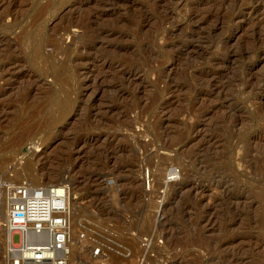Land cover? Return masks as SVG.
Returning <instances> with one entry per match:
<instances>
[{"label":"rangeland","instance_id":"rangeland-1","mask_svg":"<svg viewBox=\"0 0 264 264\" xmlns=\"http://www.w3.org/2000/svg\"><path fill=\"white\" fill-rule=\"evenodd\" d=\"M262 28L264 0H0V264L16 179L69 186L74 264H264Z\"/></svg>","mask_w":264,"mask_h":264},{"label":"built area","instance_id":"built-area-1","mask_svg":"<svg viewBox=\"0 0 264 264\" xmlns=\"http://www.w3.org/2000/svg\"><path fill=\"white\" fill-rule=\"evenodd\" d=\"M5 193V227L10 232L5 264H71L69 186L22 180L7 185ZM14 233L19 235L17 244L12 242Z\"/></svg>","mask_w":264,"mask_h":264},{"label":"bare ground","instance_id":"bare-ground-1","mask_svg":"<svg viewBox=\"0 0 264 264\" xmlns=\"http://www.w3.org/2000/svg\"><path fill=\"white\" fill-rule=\"evenodd\" d=\"M224 2H225V1H224ZM214 3H215V2H214ZM221 5H222V3H221ZM48 6H49V5H48ZM213 6L215 7V5H213ZM46 7H47V6H46ZM46 7H45L44 9H41V10H40V12H39V15H40V16H41L42 14H44L45 10H46V11L48 10V9H46ZM53 7H54V6H53ZM220 7H221V6H220ZM222 9H223V8H222ZM210 11H211V10H210ZM215 12H217V11H215ZM210 13H211V12H210ZM213 13H214V11H213ZM211 14H212V13H211ZM211 14H209V16H211ZM232 16H233V15H232ZM230 17H231V16H230ZM230 17H229V18H230ZM230 19H231V18H230ZM49 20H50V19H49ZM223 21H224V20H223ZM228 21H230V20H228ZM45 22H46V21H45ZM47 22H48V21H47ZM233 22H234V21H233ZM256 22H257V21H256ZM235 23H236V22H235ZM38 24L42 25L43 28H45L44 26H46V24L43 23V22H42V23L39 22ZM259 24H260V23H258L257 25L259 26ZM254 25H255V23H254ZM261 25H262V24H261ZM42 26H41V27H42ZM251 26H252V25H251ZM260 27H262V26H260ZM37 28L40 29L39 26H38ZM254 28H255V26H254ZM256 28H257V26H256ZM258 28H259V27H258ZM41 29H42V28H41ZM41 29H40V30H41ZM262 29H264V28H262ZM258 30H260V29H258ZM43 31H45V29H43ZM253 32H254V30H253ZM253 34H255V32H254ZM253 34H252V35H253ZM96 36H97V35H96ZM62 46H63V45H62ZM34 56H35V57L38 56L39 58H42V59H41V62H42L43 64H44L45 62H46V63H49V62H50V57H49L47 54L45 55L44 48H43V49H42V48L40 49L39 46H36V48H35V50H34ZM45 57H46V59H45ZM43 61H44V62H43ZM43 66H44V65H43ZM41 67H42V65H41ZM56 68H57V66H56ZM52 71H53V70H52ZM54 73H55V75H58V74H56V72H54ZM57 73H58V72H57ZM52 74H53V73H52ZM52 76H54V74H53ZM201 78H202V77H201ZM54 80H55V78H54ZM219 89H220V88H219ZM220 92H221V91H220ZM222 94H223V93H222ZM69 95H70V94H69ZM218 95H219V94H218ZM59 98H60V97H59ZM66 98H67V97H66ZM54 101H55V100H53V103H54ZM69 101H70V100H69ZM69 101H68V103L70 104ZM59 103H60L61 109H62V108H63V109L68 108V107H66V106H67V99H65V96H64V99L61 100ZM65 107H66V108H65ZM51 108L53 109V107H51ZM56 109H57V112H59V111H58L59 108H56ZM68 109H69V108H68ZM54 110H55V108H54ZM63 111H64V110H63ZM38 113H39V112H38ZM49 114L51 115V113H49ZM58 114H59V113H58ZM52 115H54V113H53ZM60 115H62V114H59V116H60ZM56 116H57V115H56ZM54 117H55V116H54ZM62 117H63V115H62ZM48 118H49V117H48ZM50 118H51V117H50ZM50 118H49V119H50ZM56 118H57V117H56ZM52 119H53V117H52ZM50 121H52V120H49V122L46 120V122H48L47 124H49ZM53 121H54V120H53ZM46 122H45V123H46ZM51 123H52V122H51ZM51 123H50L49 125H46V128H47V126L50 127ZM53 123H54V122H53ZM53 123H52V124H53ZM43 125H44V124H43ZM53 125H54V124H53ZM107 132H108V131H107ZM44 134H45V133H44ZM107 136H109V137H116V133H111V132H110V134L108 133ZM125 146H126V145H125ZM125 146H121L120 149H124ZM164 147H169V143H166V144L164 145ZM36 156H37V155H36ZM54 158H55V157H54ZM52 159H53V158H52ZM55 159H56V158H55ZM53 166H54V165H53ZM55 166H56V164H55ZM55 166H54V167H55ZM118 166H119V165H118ZM54 167H53V169L51 170V172L57 171V170H56V167H55V169H54ZM116 167H117V166H116ZM119 167H120V166H119ZM122 167H123V166H121L120 168H122ZM166 167H167V166H166ZM17 168H18V167H17ZM123 168H124V167H123ZM129 169H130V168H129ZM131 169H132V168H131ZM166 169H167V168H166ZM166 169H165V170H166ZM18 170H19V169H18ZM116 170H117V169H116ZM121 170H122V169H121ZM169 170H170V169H169ZM172 170H173V169H171V171H172ZM13 171H14V173H15V177H14V180H15V178H16V176H17V173L15 172L16 169H14ZM161 171L163 172L164 169H163V170L161 169ZM171 171H170V173H171ZM156 172H157V171H156ZM156 172H155V174H154L155 177L157 176V179H156V180L158 181V178H159V181H160V180H161L160 177H162V174H161L162 172H161V173L159 172L160 174H159V173L157 174ZM173 172H174V171H173ZM18 173H19V171H18ZM164 173H165V172H164ZM88 174H89V173H88ZM167 174H169V173H167ZM167 174H166V175H167ZM171 174H172V173H171ZM31 175H32L31 177H32L33 179L37 180L36 177H38V174L33 173V174H31ZM83 175H84V174H83ZM84 176H85V175H84ZM88 176H89V175H88ZM149 176H152V175H149ZM85 177H86V176H85ZM89 178H90V176H89ZM20 179H21V178H20ZM38 179H39V178H38ZM168 179H169V177H168ZM162 180H163V179H162ZM15 181H17V179H16ZM15 181H14V182H15ZM90 181H92V180L90 179ZM165 181H166V180H165ZM14 182H13V183H14ZM17 182H18V181H17ZM87 182H88V181H87ZM166 182H167V183H165V184H163V185H165V186L167 187V186L169 185V182H168V180H167ZM149 183H150V182H149ZM160 184H161V183H158V184L156 185V183H154V186L156 185L155 187L158 186V188L161 187V189H162V185H160ZM158 188H154V189H158ZM135 193H136V192H134V191H132V190H129V192H128L127 194H129V196H131L132 198H135V196H136ZM69 195H70V194H69ZM138 196H139V195H138ZM5 198H6V196H5ZM70 202H71V200H70ZM126 204H127V203H126ZM71 207H72V206H70V211H71ZM3 209H4L3 213L5 212V215H4L5 218H4V220L6 221V213H7V209H8V206H7V198L5 199V202L2 204L1 211H2ZM115 215H116V214H115ZM4 216H3V217H4ZM115 217H116V216H114V218H115ZM114 218H113V219H114ZM116 218H120V220H122L121 217H118V216H117ZM5 221H4V222H5ZM118 221H119V220H118ZM70 223H72V222H70ZM3 224H4V223H3ZM133 225H134V224H132V227H133ZM4 226H5V224H4ZM135 227H136V225L134 226V228H135ZM80 228H81V227H80ZM136 228H137V227H136ZM136 228H135V229H136ZM5 229H6V227H5ZM83 229H84V228H83ZM135 229H133V230H135ZM6 230H7V229H6ZM70 230H72V229H70ZM85 230H87V229H85ZM7 231H8V230H7ZM80 231L82 232V230H80ZM71 232L74 233V230L71 231ZM157 232H158V231H157ZM4 233H5V232H4ZM9 234H10V233H9ZM71 234H72V233H71ZM71 234H70V235H71ZM75 234H76V233H75ZM75 234H74V236L76 237ZM154 235H156V234H154ZM6 236H7V235H6ZM71 236H73V235H71ZM74 236H73V237H74ZM85 236H87V235H85ZM88 237H89V236H88ZM86 238H87V237H86ZM84 239H85V238H84ZM84 239H83V240H84ZM153 239H154V238H153ZM81 240H82V239H81ZM86 240H88V239H85V241H86ZM69 242H70V246H71V248H72V246H74V245L71 244V238H70V241H69ZM81 243H82V242H81ZM73 244H74V243H73ZM84 246H85V245H84ZM157 249H158V248H157ZM99 252H100V250H99ZM160 252H161V251H160ZM74 253L76 254V251H75V249H74V247H73V248L71 249V255H70L71 264H72V263L74 264V261H73V260H74V255H75ZM219 253H220V254L218 255L219 258H226V257H229V256H230L228 251H222V250H221V251H219ZM217 254H218V253H217ZM78 257H79V256H78ZM148 258H149V257H148ZM150 259H151V258H150ZM153 261H155V260H153ZM151 262H152V261H151Z\"/></svg>","mask_w":264,"mask_h":264}]
</instances>
